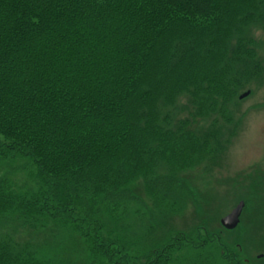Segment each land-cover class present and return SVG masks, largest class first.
<instances>
[{"label":"trees","instance_id":"obj_1","mask_svg":"<svg viewBox=\"0 0 264 264\" xmlns=\"http://www.w3.org/2000/svg\"><path fill=\"white\" fill-rule=\"evenodd\" d=\"M252 26L264 30V0H0V160H25L37 182L17 193L0 172V223L41 234L42 253L70 233L82 258L0 241V264H166L181 243L152 245L140 262L112 228L139 180L165 189L151 178L163 147L222 148L189 117L205 104L225 111L259 74ZM180 94L189 116L165 123L157 98ZM49 224L58 230L36 231Z\"/></svg>","mask_w":264,"mask_h":264},{"label":"rangeland","instance_id":"obj_2","mask_svg":"<svg viewBox=\"0 0 264 264\" xmlns=\"http://www.w3.org/2000/svg\"><path fill=\"white\" fill-rule=\"evenodd\" d=\"M249 32L259 60V74L251 76L232 101L224 99L225 111L218 104H205L203 110L197 109L189 117L193 132L201 131L210 139L216 136L224 143L222 148L214 142L207 144L209 148L182 144L170 153L163 147L162 153L152 156L155 159L151 178L165 179V189L158 191L159 182L154 180L150 190L141 178L144 181L135 184L134 196L125 212L124 227L112 228L136 242L131 250L142 257L140 262L145 261L152 245L161 242L163 246L172 240L181 245L167 250L170 255L166 264H264V30L252 26ZM246 92L249 95L240 100ZM158 99L156 107L165 123L168 118L169 122L178 123L189 116L181 109L189 99L187 95L173 97V103ZM171 105L175 110L166 118L164 113L172 110ZM0 172L9 174L17 193L25 192L35 182L33 168L19 158L0 160ZM170 179L180 188V195H175L174 189L173 194L168 191ZM160 197L171 198V205L179 203L180 209L168 207ZM250 197L253 200L246 202ZM239 202H244V207L238 226L224 229L221 220ZM15 226L0 223V241L21 244L51 260L64 247L73 259H82L80 243L70 233L60 235L42 253V249H37L42 246V235L19 221ZM49 230L58 228L49 224L36 231L46 234Z\"/></svg>","mask_w":264,"mask_h":264},{"label":"water","instance_id":"obj_3","mask_svg":"<svg viewBox=\"0 0 264 264\" xmlns=\"http://www.w3.org/2000/svg\"><path fill=\"white\" fill-rule=\"evenodd\" d=\"M248 95L249 92H246L245 94L241 95L239 99L241 100ZM243 207L244 203L239 202L238 205L232 210V212L221 220V225L224 229L233 230L238 226Z\"/></svg>","mask_w":264,"mask_h":264}]
</instances>
